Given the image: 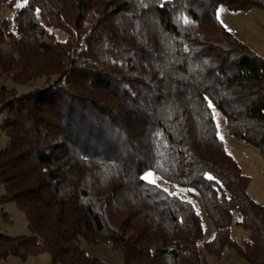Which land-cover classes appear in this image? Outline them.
<instances>
[{"label":"trees","instance_id":"16d2710c","mask_svg":"<svg viewBox=\"0 0 264 264\" xmlns=\"http://www.w3.org/2000/svg\"><path fill=\"white\" fill-rule=\"evenodd\" d=\"M18 1L0 0V77L37 86L0 87L1 200L32 235L0 232V258L109 264L86 241L122 250L124 264H211L227 245L264 264V204L210 106L264 156V56L217 15L264 0H26L8 16ZM148 170L198 191L211 240L195 205Z\"/></svg>","mask_w":264,"mask_h":264},{"label":"rangeland","instance_id":"374dc122","mask_svg":"<svg viewBox=\"0 0 264 264\" xmlns=\"http://www.w3.org/2000/svg\"><path fill=\"white\" fill-rule=\"evenodd\" d=\"M25 2L26 0H19L6 14L8 16L15 15ZM217 15L227 29L245 42L255 53L264 56V8L252 7L248 10H232L224 4H219ZM3 85L14 88L19 93H24L35 88L37 83L19 84L8 77H0V87ZM210 106L217 124L218 135L222 137L228 152L237 159L243 172L251 177L248 192L255 200L264 204V156L255 146L232 135L227 128L226 117L222 110L214 103H210ZM2 120L3 117L0 119V150L8 143V138L1 134ZM149 173L152 176L145 180L154 179L155 184L190 200L195 205L204 220L205 239L211 240L215 234V226L206 215V209L198 191L172 183L154 170L145 172L143 178ZM3 194L4 188L0 183V232L10 237L32 235L25 213L17 207L14 201H2ZM239 218L240 214L235 211L231 225V236L242 243L244 239L249 237L250 231L237 224ZM82 245L90 254H98L101 248L99 244L87 243L86 241H83ZM118 251L121 252V250ZM211 260V264H250L245 257L229 245L225 247L221 261H217L214 257H211ZM50 261L51 257L48 253L32 256L26 261L15 255L0 258V264H50Z\"/></svg>","mask_w":264,"mask_h":264},{"label":"crops","instance_id":"0c3cea01","mask_svg":"<svg viewBox=\"0 0 264 264\" xmlns=\"http://www.w3.org/2000/svg\"><path fill=\"white\" fill-rule=\"evenodd\" d=\"M99 245L101 248L99 249L98 254L91 255L100 256L104 258L109 264H124L122 250L120 252L118 250H113L104 244Z\"/></svg>","mask_w":264,"mask_h":264},{"label":"snow or ice","instance_id":"6c2138e0","mask_svg":"<svg viewBox=\"0 0 264 264\" xmlns=\"http://www.w3.org/2000/svg\"><path fill=\"white\" fill-rule=\"evenodd\" d=\"M221 139H222V137H221ZM150 176H152L151 173H149L148 176L144 177V179H148V177H150ZM208 178H209V179H213L211 176H209ZM149 182H153V183H154L155 181H154V179H153V180H150Z\"/></svg>","mask_w":264,"mask_h":264}]
</instances>
